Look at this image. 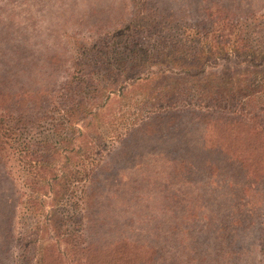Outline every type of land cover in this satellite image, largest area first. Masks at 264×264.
I'll list each match as a JSON object with an SVG mask.
<instances>
[{
  "label": "rangeland",
  "instance_id": "374dc122",
  "mask_svg": "<svg viewBox=\"0 0 264 264\" xmlns=\"http://www.w3.org/2000/svg\"><path fill=\"white\" fill-rule=\"evenodd\" d=\"M141 1L149 5L144 0H0V93L3 94L0 107L4 109L0 110V116L11 109L12 92L17 93L14 100L19 109L32 116L31 107L36 99L50 97L47 94L61 90L66 82L75 85L70 80L87 81L80 69H106V61L119 76L116 83L119 81L125 87L139 77L134 75L137 72L157 69L177 72L165 65H147L148 60L141 62V71L128 70L132 57L137 61L142 54L137 45L127 47L124 43L130 39L121 38L117 29L133 21ZM166 1L162 5L165 11L174 16L184 13L191 19L202 17V7L214 10L216 5L223 9V15L228 11V15L243 18L253 15L244 34L252 42L264 44V0H176L177 7ZM168 30L174 37L179 33L174 28ZM152 32L139 34L149 39L155 36ZM164 33L167 36L169 32ZM117 56L120 59L113 62ZM247 60L231 54L219 55L188 73L197 76L209 73L211 77L223 68L245 67ZM258 63L264 68V58H259ZM120 70H124L126 79L119 74ZM66 97L74 99L76 94L66 92ZM110 98L107 115L104 113L106 119L118 116L115 108L127 102L126 96L117 98L116 94H110ZM243 103L255 112L264 110V94ZM58 109L54 102L46 110H40L48 118L39 126L22 129L14 148L21 147L26 139L31 147H37L42 137L49 138L51 124L56 123L49 121V117L55 118ZM259 115L264 127L263 111ZM122 118L123 123L130 120L126 112ZM81 124L75 122L73 128L83 130ZM100 129L110 133L106 126ZM76 136L74 133L73 137ZM212 136L211 129L198 124L188 112L181 114V121L171 132L131 135L105 151L101 145L94 146L91 155L79 158L78 181H72L55 205V200L51 204L53 196H40V214L26 201L28 192L23 187L27 180L19 163L14 166L11 159L1 158L0 264H11L12 252L23 260L21 245L16 244L9 253L10 244L1 243L8 227L15 224L16 231L24 233L31 217L44 221L51 214L55 215L56 232L48 225L43 238L59 247H63V234L69 236L70 243L102 244L124 237L156 248L150 264H264V182H250V176L240 172L236 163L229 169L222 164L220 167L217 163L222 157L210 147ZM72 141L73 146L77 144L75 139ZM205 159L218 161L216 172L214 168L208 169ZM62 162V157L53 161L57 175ZM209 172L215 174L210 176ZM226 180L230 182L228 186ZM191 209L199 216L210 215L215 223L220 222V228L216 225L207 237L197 233L194 226L202 222H193ZM201 244H206L201 246L206 257L199 262L195 251H200L197 247Z\"/></svg>",
  "mask_w": 264,
  "mask_h": 264
},
{
  "label": "trees",
  "instance_id": "16d2710c",
  "mask_svg": "<svg viewBox=\"0 0 264 264\" xmlns=\"http://www.w3.org/2000/svg\"><path fill=\"white\" fill-rule=\"evenodd\" d=\"M144 1L149 5L145 6L141 1L133 21L117 29L121 32V38L130 39L124 44L127 47L137 45L142 54L137 61L132 57L128 70L141 71V62L148 60L147 65H165L176 68L177 72L167 73L159 69L137 72L134 75L139 77L125 87L119 81L116 83L115 79L119 80V76L109 68L108 61L105 64L97 55L106 69H80L88 78L87 81L76 78L75 82L70 80L75 85L64 83L62 91L47 94L52 101L48 96L36 99L37 102L31 107L34 112L32 116L25 115L16 105L17 100L14 98L17 93L9 94L11 109L0 116V159H11L14 166L19 163L27 180L23 187L28 192L26 201L39 214L42 212L38 204L41 203L40 196H53L51 204L55 200V205L72 181H78L79 158L86 157L88 153L91 155L92 147L101 145L102 151H105L108 146L121 144L131 135L149 136L171 132L181 121V114L188 112L193 114L198 124L207 130L211 129L213 145L210 147L222 157L219 163L205 159L204 164L208 169L214 168L216 172L218 165L222 164L229 169L236 163L240 172L250 176V182H264V127L259 115L261 112L262 116L264 110L255 112L254 109L245 108L243 103L245 99L251 101L255 95L264 94V68L258 63L259 58H264V44L252 42L244 34L253 15L243 18L228 15L229 11L223 15V9L219 10L216 5L214 10L202 7V17L191 19L185 17L184 13L174 16L165 11L162 5L167 3L166 0ZM168 2L177 7L176 0ZM169 27L179 33L174 37ZM149 31H153L151 34L155 36L146 39L139 34ZM165 31L169 32L167 36ZM148 41L149 44L146 43ZM225 54L245 57L249 63L242 68H223L217 75H213L215 78L210 77L209 73L202 76L188 73V70L198 68L205 60ZM119 59L117 56L113 62ZM79 64L74 63V66ZM119 74L123 77L124 70H120ZM116 86L117 92L114 91ZM66 92L76 94V98L66 97ZM110 94H116L117 98L126 96L127 102L115 108L114 113L118 116L110 115L106 119L104 113L107 115ZM115 101L119 102L118 99ZM54 102L59 109L55 118L49 117V121H56L51 124L49 138L42 137L37 147H31L26 139L21 147L17 145L14 148L20 131L39 126L40 122L48 118L40 110H46ZM122 105L125 109H122ZM0 110L4 111L1 107ZM125 112L130 120L123 123L122 114ZM78 121L83 123V130L73 128ZM100 126H106L110 133L105 134L99 130ZM16 127L21 129L17 130ZM74 133H77L76 137H73ZM73 139L77 141L74 146ZM63 152L66 155L62 156ZM60 157L64 158V162L58 168L64 170V174L59 171L57 175L53 161ZM215 172H209V175ZM226 182L228 186L229 180ZM196 212L191 209V218L194 223L196 220V223L202 222V225L196 224L195 231L207 237L220 222L215 223L210 215L199 216ZM201 218L204 220L201 221ZM55 220L53 214L44 220L46 223L31 217L30 222L33 223L26 225L25 234L20 233V229L16 231L15 224L8 227L3 233L2 245L10 244L7 249L9 253L16 244L21 245L22 251L27 254L21 256L22 260L12 252L11 264L17 261L24 264H150L156 255L153 245L130 242L124 237L102 244L93 241L70 243L69 236L63 234V247H59L57 243L47 242L43 238L48 225L53 231L56 230ZM216 228L219 229V225ZM205 245L201 244L200 248L197 247L200 251H195L199 262L206 257V251L201 249Z\"/></svg>",
  "mask_w": 264,
  "mask_h": 264
}]
</instances>
